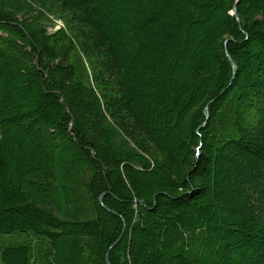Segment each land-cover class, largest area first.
Segmentation results:
<instances>
[{"label":"trees","instance_id":"trees-1","mask_svg":"<svg viewBox=\"0 0 264 264\" xmlns=\"http://www.w3.org/2000/svg\"><path fill=\"white\" fill-rule=\"evenodd\" d=\"M108 263L264 264V0H0V264Z\"/></svg>","mask_w":264,"mask_h":264},{"label":"water","instance_id":"water-1","mask_svg":"<svg viewBox=\"0 0 264 264\" xmlns=\"http://www.w3.org/2000/svg\"><path fill=\"white\" fill-rule=\"evenodd\" d=\"M232 14L233 15H235V12H234V10L232 11ZM46 76H47V74H46ZM61 103H62V101H61ZM101 198H102V195L99 197V200L101 201ZM108 254V253H107ZM106 260H107V257H106ZM109 264V263H108Z\"/></svg>","mask_w":264,"mask_h":264},{"label":"rangeland","instance_id":"rangeland-1","mask_svg":"<svg viewBox=\"0 0 264 264\" xmlns=\"http://www.w3.org/2000/svg\"><path fill=\"white\" fill-rule=\"evenodd\" d=\"M54 17V16H53ZM56 18V17H55ZM55 21L57 22V21H59V20H57V19H55ZM57 24H59L58 22H57Z\"/></svg>","mask_w":264,"mask_h":264},{"label":"bare ground","instance_id":"bare-ground-1","mask_svg":"<svg viewBox=\"0 0 264 264\" xmlns=\"http://www.w3.org/2000/svg\"><path fill=\"white\" fill-rule=\"evenodd\" d=\"M60 23V22H59Z\"/></svg>","mask_w":264,"mask_h":264}]
</instances>
